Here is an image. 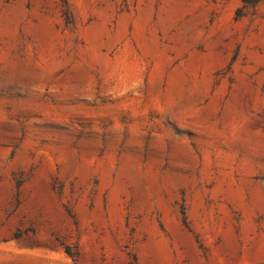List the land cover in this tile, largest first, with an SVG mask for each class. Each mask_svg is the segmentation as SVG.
Masks as SVG:
<instances>
[{"label": "rangeland", "instance_id": "374dc122", "mask_svg": "<svg viewBox=\"0 0 264 264\" xmlns=\"http://www.w3.org/2000/svg\"><path fill=\"white\" fill-rule=\"evenodd\" d=\"M0 264H264V0H0Z\"/></svg>", "mask_w": 264, "mask_h": 264}, {"label": "trees", "instance_id": "16d2710c", "mask_svg": "<svg viewBox=\"0 0 264 264\" xmlns=\"http://www.w3.org/2000/svg\"><path fill=\"white\" fill-rule=\"evenodd\" d=\"M243 3H256L259 2L260 0H241ZM183 222L186 223L185 219H183Z\"/></svg>", "mask_w": 264, "mask_h": 264}]
</instances>
